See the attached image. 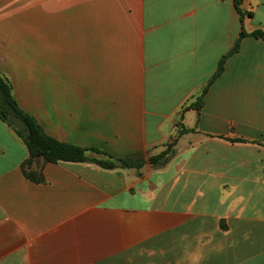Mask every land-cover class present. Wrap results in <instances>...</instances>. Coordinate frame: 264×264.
Here are the masks:
<instances>
[{
  "label": "crops",
  "instance_id": "obj_1",
  "mask_svg": "<svg viewBox=\"0 0 264 264\" xmlns=\"http://www.w3.org/2000/svg\"><path fill=\"white\" fill-rule=\"evenodd\" d=\"M239 7L0 0V72L48 135L147 158L177 139L164 166L59 161L35 183L0 119V264H264V39L243 38L180 120L242 29L264 30V0Z\"/></svg>",
  "mask_w": 264,
  "mask_h": 264
},
{
  "label": "trees",
  "instance_id": "obj_2",
  "mask_svg": "<svg viewBox=\"0 0 264 264\" xmlns=\"http://www.w3.org/2000/svg\"><path fill=\"white\" fill-rule=\"evenodd\" d=\"M241 0H235V5L241 17H244L243 11L239 4ZM247 36L264 39V30L258 29L253 32H247L244 29L235 42L231 51L224 55L218 65L217 71L204 87L201 94L195 102L183 107L180 120L183 118V113L195 108L200 111L203 107V98L207 93L209 86L224 72L227 59L237 53L241 46V41ZM0 119L12 126L19 137L23 139L29 150V158L22 164V171L26 178L35 182H44L43 167L46 163H57L59 161L69 162H90L97 164L105 169L136 168L141 169L146 163L153 166L166 165L174 155V146L177 139H174L166 145V148L157 155L149 156L144 154H133L123 157H115L96 147H81L72 143L60 141L48 135L43 126L27 111L22 109L14 94L13 86L10 80L0 72ZM18 124V125H17ZM181 133L187 132V129L182 128ZM237 142H251L243 138H237ZM257 143V142H253ZM88 152H92L101 157H90ZM42 162L39 167H34V164Z\"/></svg>",
  "mask_w": 264,
  "mask_h": 264
},
{
  "label": "rangeland",
  "instance_id": "obj_3",
  "mask_svg": "<svg viewBox=\"0 0 264 264\" xmlns=\"http://www.w3.org/2000/svg\"><path fill=\"white\" fill-rule=\"evenodd\" d=\"M17 125H18V124H17ZM97 157H101V156L98 155Z\"/></svg>",
  "mask_w": 264,
  "mask_h": 264
}]
</instances>
